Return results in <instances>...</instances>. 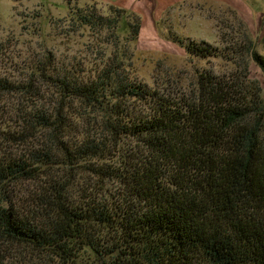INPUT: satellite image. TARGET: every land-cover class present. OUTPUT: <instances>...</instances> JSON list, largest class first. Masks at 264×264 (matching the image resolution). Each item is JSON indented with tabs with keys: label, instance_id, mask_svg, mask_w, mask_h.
Masks as SVG:
<instances>
[{
	"label": "trees",
	"instance_id": "16d2710c",
	"mask_svg": "<svg viewBox=\"0 0 264 264\" xmlns=\"http://www.w3.org/2000/svg\"><path fill=\"white\" fill-rule=\"evenodd\" d=\"M109 11L87 4L70 20L136 42L138 16ZM245 39L235 53L264 75V54ZM93 44L91 65L45 49L0 73V264L12 247L23 264H264L260 84L243 68L202 71L194 94L166 93L134 78L128 50ZM185 48L222 55L206 42ZM29 181L30 193L14 190Z\"/></svg>",
	"mask_w": 264,
	"mask_h": 264
},
{
	"label": "rangeland",
	"instance_id": "374dc122",
	"mask_svg": "<svg viewBox=\"0 0 264 264\" xmlns=\"http://www.w3.org/2000/svg\"><path fill=\"white\" fill-rule=\"evenodd\" d=\"M87 4L103 14L110 13V5L135 13L140 20L137 41L127 43V33L122 32V39L113 44L106 33L94 36L88 29L78 30L70 15L76 7ZM245 36L254 41L256 51L264 54V0H0V41L10 51V58L0 62V73L23 71L32 55H42L45 49H53L67 64L91 65L100 51L93 43L109 39L107 55L116 49L123 54L128 50L131 65L127 69L134 78L153 87L163 85L166 93L194 94L202 71L228 77L243 68V73L248 71V79L260 84L264 98L260 68L247 54L235 53ZM189 41L206 42L221 50L222 55L193 56L185 48ZM90 47L94 48L92 52ZM11 148L16 149L14 145ZM35 186L29 181L14 190L30 193ZM18 251L7 248L1 264H23Z\"/></svg>",
	"mask_w": 264,
	"mask_h": 264
}]
</instances>
